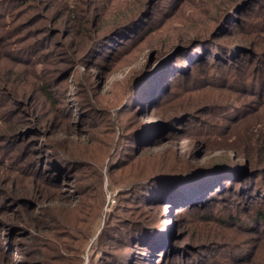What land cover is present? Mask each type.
Here are the masks:
<instances>
[{
  "label": "rangeland",
  "instance_id": "obj_1",
  "mask_svg": "<svg viewBox=\"0 0 264 264\" xmlns=\"http://www.w3.org/2000/svg\"><path fill=\"white\" fill-rule=\"evenodd\" d=\"M64 1H19L12 9L14 15L0 27L4 38L0 43V81L19 103L13 101L5 114L0 113V246L12 257L7 259L0 251V264H21L19 259L41 264H100L99 236L116 216L129 214L121 206V195L139 177L150 174L154 160H171V156L200 166L213 157L230 155L240 163L245 160L259 166L264 105L253 101L249 103L253 106L251 114L229 125L219 137L205 139L190 133L187 126H179L174 131L166 129L149 146L132 149L124 165L119 167L122 162L114 160L115 146L143 120L163 122L172 114L184 113L195 115L191 119L201 125L216 124L220 120L207 113L208 108L246 103L237 85L231 89L218 86L227 67L209 68L204 63L202 68H194L191 57L201 53V48L195 55H181L190 66L167 61L157 67L160 54L172 47L178 35L186 36L188 30L215 23L213 4L204 5L206 13L194 7L191 2L195 0H142L137 6L134 0ZM72 1L77 6L75 12H70ZM164 10L167 12L161 14ZM133 11H141L137 15H142V28L131 37L115 36L112 56L102 58L106 51L95 50L96 40L116 24L128 21L121 18L109 24L114 17L132 15ZM249 12L239 14L246 31L218 36L209 33L205 37L244 45L255 52L246 56L252 64L259 53L264 57V30H252L253 16L259 11ZM256 21L259 25V18ZM147 28L152 30L148 32ZM15 50L30 53L26 55L31 61H17ZM174 65L194 70L184 81L174 73L170 76L169 84L177 81L178 87H173L167 105L141 111L135 97L124 106L128 90L144 69H153V82L158 78L167 81ZM203 71L217 77L212 87L204 86ZM145 85L137 91L141 99ZM127 111L133 114L130 121ZM56 155L57 159L69 160V171L58 175V168L54 170L51 163ZM249 171L248 165L241 166L239 174L246 177ZM233 187V193H226L231 201H217L211 209L181 214L175 205L163 206L164 228H173L174 239L190 246L187 263L212 264L216 260L221 264H264V226L252 225L258 229L253 232L240 229L235 218L255 208L243 212L235 195L237 185ZM229 209L234 211L233 217ZM150 213L151 217L158 215V211ZM211 213L225 223L212 220L208 216ZM205 216L208 219H203ZM239 252L244 258H236ZM58 253L63 254L61 259Z\"/></svg>",
  "mask_w": 264,
  "mask_h": 264
},
{
  "label": "trees",
  "instance_id": "obj_2",
  "mask_svg": "<svg viewBox=\"0 0 264 264\" xmlns=\"http://www.w3.org/2000/svg\"><path fill=\"white\" fill-rule=\"evenodd\" d=\"M19 1L22 0H0V27L5 24L8 17L14 15L11 13L12 9ZM179 1L180 0H178V2ZM64 2H66V4L68 3L67 0ZM134 2L137 6L143 1L134 0ZM191 3L195 8L206 13H208V11L207 9L204 10V5L207 6L208 3L213 4L214 10L216 11V18L213 20L215 23L208 28L205 26L203 29L188 30L186 36L178 35L177 38L171 42L172 47H170L168 51L160 54L162 58L158 60L157 67L160 68L163 66V63L167 61V63L171 61L172 63H178L181 67H185L188 63L183 62L180 58L181 55L185 52H191L195 55L197 49L201 48V53L198 52L194 57H191V64L193 63V66H195L194 68H202V64L204 63L208 65L209 68H214L218 65H220V68L227 67V71H225L224 76L221 77L222 83L218 86L231 89L233 85H237L236 90H239L241 94H243L242 97L246 100V103L232 105L231 107H229V105L221 106L217 109L208 108L207 113L216 115L220 120V122L216 124L204 122V124L201 125L197 121L191 119L195 118V115L192 116L184 113L172 114L163 122L145 120L139 122L138 126L130 132L128 135L129 137H124L125 140L119 142L115 146L113 154L114 160L116 162H122L118 164L119 167L126 163L127 160L125 157L130 155L129 153L132 149H140L144 146L153 144L156 142V136L164 134L166 129L174 131L179 126H187L189 132L192 134H200L205 137V139L215 138L224 133V129L229 125L240 122L251 114L250 112L253 111V106L249 104L251 101L258 102L259 105H264V57L259 53V58L255 60L257 62L250 64L246 56H253L255 52L248 50L244 45L235 42L217 41L213 38L207 39L205 37L207 35L209 36V33L211 36H218L221 35V33H225L224 35H226L235 31H240V29H245L242 27L245 21L240 15L246 14L248 10L250 11L249 13H253V10L256 8L259 12L255 13L253 16L254 21L251 23V28L255 30L259 27V32L260 30H264V0H195ZM72 7L73 10L70 12H75L77 6L74 1H72ZM172 8H168L167 10H171ZM165 12L167 11L164 10L161 14ZM125 13L128 14L129 12ZM138 13L133 11L131 13L132 15H124L123 17L121 14H118L110 21L109 24L112 22L116 23L121 20V18H126L125 21L128 20L116 24L106 34H104V32V35L96 40V42H98V47H96L95 50L99 51V53H104L106 51L104 53L105 57L102 58L112 56L111 54H113V51L110 49L113 46L115 36L122 34L125 37H131L130 35L133 33L138 34L137 32L142 28L139 24V18L142 15H137ZM257 18H259V25L256 21ZM246 21L251 22V19H247ZM185 24H188L187 21H185ZM148 29L149 28H147V30ZM151 30L152 29H149L148 32ZM219 30L220 33L218 32ZM244 31H246V29ZM110 40H112V42H110ZM2 41H4V38L0 33V43H2ZM212 45L214 47H211ZM202 47L208 50L206 51ZM173 49H176V51L171 52ZM15 53L14 58L17 61H31L30 57L26 55L30 53H21V51L17 53L16 50ZM211 53L214 54L213 57L211 59L210 57L206 59L205 56L207 57ZM191 69V67H187L186 70L185 68L179 69L178 65H174V67L170 68L167 81H165L164 78H158L154 82L152 81L154 78L152 77L154 74H152L153 69L148 71L144 69V72L142 71L143 74L140 75V77H136L133 81L134 83L128 90L124 99V106H128L131 100L134 101L135 97V100H138V108H140L141 111L144 109L147 110L148 108L156 109L167 105L172 99L173 87H178L177 81L169 84L170 76L174 73V76H180L184 81V78L190 77L189 74L191 72L189 71ZM234 70L236 72L235 74ZM203 73L204 76H206L207 82L204 86L212 87V83L215 82L217 77L214 79L213 75L209 76V74L213 73H209L208 71H203ZM192 81H190L189 84H191ZM186 82L187 81H185V83ZM1 84L2 81H0V113L5 114L9 104L11 105L13 101L16 105L19 103L8 91L9 87ZM144 84H146L143 87V90L146 87V91L143 93L145 100L141 99L140 95L137 96V91L140 86ZM186 84V86H188V83ZM152 87H154V89ZM152 89L153 93H151ZM223 94L224 92H222V95ZM240 99L241 102L244 101L242 98ZM141 100H144V103H142ZM126 115V118L130 121L133 114L127 111ZM199 125L200 128L198 127ZM192 129H198V131H193ZM261 135H264V131L261 132ZM259 148H261V151L259 152V166L257 167L247 164L248 162L245 160L242 163L235 161L234 157L230 155L213 157L200 166L191 165L187 160H177V162L176 159L171 156H169L172 158L171 160H154L151 165L150 174L139 177L138 181L133 183L132 186L126 190L127 193L125 192L121 195V206L130 212L127 215L120 214L116 216L113 223L108 225L107 230L105 229L99 236L98 248L101 247V250H99L100 255L98 263L157 264L158 260H160L158 264H199L197 261L187 263V258L189 257L186 254V250L190 248V246L187 244L183 246L180 240L174 239L173 236L175 233L173 232V228L172 230H169L167 227L164 228L165 215L163 206L169 204L175 205V208L180 209L181 214L189 211L202 210V208L204 209L206 207H210L211 209L217 205V201H231V197L226 195V193L234 192V184L237 185L235 195L239 199L238 204L242 207V211L246 212L245 210H247L246 208L248 207L255 208L253 212H246L247 215L244 217L235 218V221L240 224L239 226L242 230L252 232L258 231V229L253 228L252 225L258 224L260 227L264 226V151H262L264 150V142L259 144ZM56 152H58V150ZM57 158L59 157L56 155V158H54V161L51 163L54 170L56 167L58 168V175L69 171V160L66 158ZM115 161L114 163H116ZM218 161L219 163H217ZM246 165L249 166L250 171L246 177H242L239 174L240 167ZM230 182H232V185H228ZM150 210H152L153 213L158 211V215H155V217L149 216V214H151ZM229 210L231 211L230 216L233 217L234 214L232 215V213L234 211L231 209ZM218 211L219 209L214 211L215 214H217ZM250 213H253L254 217L251 216ZM208 216L212 218V220L217 219L216 221L222 224L225 223L223 220L220 221V217L213 215V213ZM213 217L215 219H213ZM203 219H208V217L205 216ZM52 242H54V240H52ZM0 251L1 254L4 255L3 257L7 259L12 258L7 254L5 247L2 250L0 246ZM241 253L242 252H239L236 258H244ZM57 256L61 259L63 254L58 253ZM200 259L201 257L197 258V260ZM19 261L21 264H41L39 261L36 263L33 261V263H31L26 259H19ZM215 261L216 260H214L212 264H221ZM204 263L205 261L201 264Z\"/></svg>",
  "mask_w": 264,
  "mask_h": 264
}]
</instances>
